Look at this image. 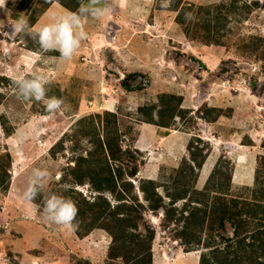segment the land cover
<instances>
[{"label": "rangeland", "instance_id": "374dc122", "mask_svg": "<svg viewBox=\"0 0 264 264\" xmlns=\"http://www.w3.org/2000/svg\"><path fill=\"white\" fill-rule=\"evenodd\" d=\"M60 1L66 7L59 0L0 5V167L9 175L7 188L0 187V264H122L109 260L111 237L105 230L78 237L46 222L17 195L40 168L49 175L36 203L42 205L50 192L63 196L67 166L91 148L89 138L77 132V120L87 115H118L125 132L122 149L137 152L138 173L128 180L140 202V179L167 185L171 171L197 150L205 156L193 185L197 191L217 163L224 190L210 197L238 199L264 185V0H181L179 15L173 10L177 0L167 6L165 0H128L126 7L107 0L112 11L88 18L86 39L70 61L54 59L57 52L42 53L31 36L81 3ZM21 19L28 29L15 34ZM34 76L50 81L47 95L64 99L62 112L45 119L42 102L17 98L13 80ZM163 94L180 97L184 111L167 129L137 112L150 104L163 108L158 98ZM73 188L88 202L96 195L87 184ZM162 214L144 215L155 231L152 264H199L200 250L185 252L172 237L175 226L162 227ZM225 229L232 231L228 222Z\"/></svg>", "mask_w": 264, "mask_h": 264}, {"label": "trees", "instance_id": "16d2710c", "mask_svg": "<svg viewBox=\"0 0 264 264\" xmlns=\"http://www.w3.org/2000/svg\"><path fill=\"white\" fill-rule=\"evenodd\" d=\"M180 2L173 3V10H178ZM158 98L163 108L159 103L150 104L138 107L137 112L144 115L145 122L167 129L184 112L181 98L171 94ZM3 100L4 94L0 93V104ZM219 112L217 110L212 119ZM77 123V132L89 138L91 148L85 155H75L73 164L67 166L62 178L66 187L62 195L72 198L78 209L75 231L78 237L94 228L103 229L111 237L107 251L109 260L121 259L122 264H152L155 231L146 223L144 215L149 211L154 215L162 211V227L175 226L172 237L185 252L200 250L199 264H264V185L259 183L258 188L238 199L216 197V194L210 197L211 193L224 190L218 181L222 172L217 163L203 189L197 191L193 185L205 159L202 150H197L190 153L189 160H182L180 166L171 171L165 182L167 185L158 179H140L138 187L144 200L140 202L138 196L133 195V185L128 180L138 173L137 152L122 149L121 138L125 132L119 127L118 115L105 111L87 115ZM129 131L130 128H126V134ZM60 142L58 146L61 147ZM262 144L264 147V142ZM75 146L71 147V152L76 150ZM189 148L193 149V143ZM51 152L56 153L53 148ZM125 160L133 162L132 167H125ZM0 168V187L6 189L9 175L3 166ZM85 184L96 193L91 202L81 198L73 188V185ZM160 188L164 195L159 193ZM179 201H183V205L175 207ZM226 222L232 229L229 233L225 229Z\"/></svg>", "mask_w": 264, "mask_h": 264}, {"label": "clouds", "instance_id": "9594fccd", "mask_svg": "<svg viewBox=\"0 0 264 264\" xmlns=\"http://www.w3.org/2000/svg\"><path fill=\"white\" fill-rule=\"evenodd\" d=\"M128 0H115L120 7H126ZM4 0H0V5ZM170 0H165V6ZM112 11L107 0H81L76 12H70L66 16L53 17L51 23L41 26L34 33L32 39L38 44L42 53L57 52L60 61H70L74 53L81 47L86 39L84 23L91 18H101ZM28 29L25 20L21 19L14 24V33L20 34ZM50 81L41 76L32 78L20 77L13 80L12 91L17 98L26 102H42L45 107V119L63 111L65 103L63 98L47 95V87ZM49 175L46 169L34 168L31 177L23 189L18 193L22 203L27 204L32 210L38 212L43 219L51 225L74 233L78 229L76 217L78 209L75 203L55 193L44 196L42 205L36 203L41 195L46 177Z\"/></svg>", "mask_w": 264, "mask_h": 264}, {"label": "built area", "instance_id": "2783aa9c", "mask_svg": "<svg viewBox=\"0 0 264 264\" xmlns=\"http://www.w3.org/2000/svg\"><path fill=\"white\" fill-rule=\"evenodd\" d=\"M145 85V84H144Z\"/></svg>", "mask_w": 264, "mask_h": 264}]
</instances>
